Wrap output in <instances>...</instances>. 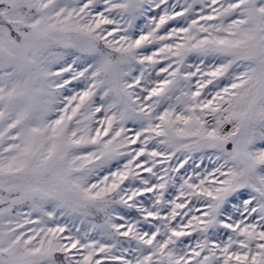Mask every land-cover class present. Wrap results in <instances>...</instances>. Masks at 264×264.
<instances>
[{
  "label": "snow or ice",
  "instance_id": "obj_1",
  "mask_svg": "<svg viewBox=\"0 0 264 264\" xmlns=\"http://www.w3.org/2000/svg\"><path fill=\"white\" fill-rule=\"evenodd\" d=\"M0 264H264V0H0Z\"/></svg>",
  "mask_w": 264,
  "mask_h": 264
}]
</instances>
